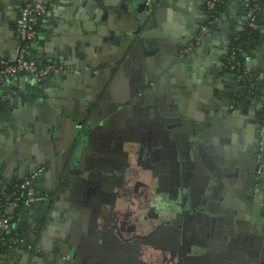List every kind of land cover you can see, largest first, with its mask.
I'll list each match as a JSON object with an SVG mask.
<instances>
[{
  "label": "water",
  "instance_id": "water-1",
  "mask_svg": "<svg viewBox=\"0 0 264 264\" xmlns=\"http://www.w3.org/2000/svg\"><path fill=\"white\" fill-rule=\"evenodd\" d=\"M159 1L131 0L129 3L124 2L123 7L127 9V17L131 22L138 18L142 25V19H149L148 16L156 9ZM166 1L163 0L159 8L155 10L151 21L157 18L162 6H166ZM4 2L5 0H0V7ZM139 7H143L145 12L137 16ZM183 7L182 1L173 5L176 15H173L171 19H177V15L183 12ZM201 25L202 23L195 27L196 29L191 27L189 32H193L194 36L189 35L183 39H180L172 30H167L166 34L146 43L145 37L139 35L140 29L136 26L135 30H130L125 34L117 33L112 37L92 38L88 44L93 49L92 51L100 49V52L96 53L99 74H95V70L91 68L84 73L78 70L79 82L82 84H79L74 91L64 90L60 94L62 100H59V106L61 108L56 112L58 117L55 119L49 118L44 122V118H39L37 120H41L40 123L37 121L34 126L23 125L20 132L16 127L7 128L9 134L14 131L22 134L24 130L33 142L39 143L41 153L36 160L32 159V162H34L35 169L45 165L53 170V184L49 187V191L51 196L55 197V201L63 199L64 204L61 205L60 211L63 210L67 224L78 225V228L84 230L87 235L92 236L93 232V237H100L103 247L97 253L86 251L87 249L83 252L77 245L70 244L67 240L59 243L50 255L37 253L38 260L49 264H113L118 254V248L114 242L117 244L119 242L121 246L126 245L124 242L127 240L123 234L119 230H113L109 225L99 229L98 220H95L91 232L88 227L90 219H100L108 210L109 204L103 200V196L112 194L113 190L109 188V185L102 186V183L112 177L113 171L110 163L117 158L116 151L120 154L124 153V143L120 139V133L123 131L116 128L112 131L114 127L112 121L115 117L125 113L129 117L127 119L129 124L126 127L130 132L145 137L143 144L149 146V151L153 152L151 156L157 159L156 156L161 151L162 174L165 175V181L169 183L171 178L175 184L173 192L177 197L173 205L180 207L181 210L185 208L184 201L190 193L188 180L194 179L197 187H201L202 190L197 194L198 204L187 209V217L194 221L195 226L208 228L212 241L220 242L221 240L216 236L219 231H222L226 236L222 242L230 251L235 252L239 248L244 260L264 264V247L260 248L255 245V241H252V245L249 244V235L256 234L257 218L262 220L260 212L264 209L263 193L256 194L254 186L260 189L264 181L260 176H264L262 173L259 175L249 173L248 178H244L246 168L250 169V161L257 163L256 169L264 165V153L263 158H259V145L251 147L250 155L243 158L232 131L235 126L234 121H222L216 118L217 113V116L211 113L209 115L212 117L201 119L192 117L186 112L184 106L187 98L190 97V92H187L191 89L189 83L195 82L197 74H185L181 70L177 85H171L159 95L155 92L156 98L153 103L147 104L146 101L148 95H145L144 89L147 86L149 90L154 89L152 84L157 74L153 63L155 60L162 68L171 66L173 67L171 69L179 70V65L182 64L188 70L192 68L190 63L204 42L190 51L186 57L180 58V54L195 40ZM147 44L154 50L151 54H145L148 60L142 63L147 73L141 75L139 83L134 87L131 100L119 102L110 107L111 84L114 78L131 68L130 57L138 54L137 49H147ZM111 51L121 52V54L112 58ZM173 55H178L175 61L170 59ZM127 56H129L128 59ZM56 76L60 77V75ZM200 90L198 88V93L202 95ZM70 113L77 116V120L70 117ZM235 117L234 115L233 118ZM146 124L148 126L145 128ZM67 128H70V132L67 133L68 137L65 141H61L60 133L61 131L66 132ZM0 131L3 132V130ZM5 135L1 134L2 137ZM91 136L94 138L93 143H90ZM242 158L245 162H242ZM210 165L214 167L210 168ZM241 178H244L249 185L237 191L235 188L240 185ZM250 180H253V186ZM222 189L226 190V193L218 204L223 210L214 212L212 211V207L215 206L212 202L213 194ZM57 201L56 204L52 203V200L49 202L46 214L53 204L58 207ZM49 218L50 222H53L56 216L53 213L52 218ZM237 238L240 239L239 242ZM106 244L111 247L108 248ZM252 249L258 254L253 255ZM197 259H200L199 256Z\"/></svg>",
  "mask_w": 264,
  "mask_h": 264
},
{
  "label": "crops",
  "instance_id": "crops-1",
  "mask_svg": "<svg viewBox=\"0 0 264 264\" xmlns=\"http://www.w3.org/2000/svg\"><path fill=\"white\" fill-rule=\"evenodd\" d=\"M46 1L48 14L42 21L41 36L33 50L35 58L41 63L55 61L75 70H80L81 73L91 68L95 70L97 75L99 74V63L96 53H99L100 49L92 51L93 49L88 45L92 38L112 37L117 33L125 34L130 30H135L136 26L140 29L139 35L145 37L144 41L146 43L166 34L167 30H172L180 39H183L189 35L194 36L193 32H189L191 27L193 29L200 23H202L201 27L206 24L214 8L210 6L212 0H167L166 6H162L157 18L155 17L151 21L155 10L159 8L163 1L160 0L156 5V9L148 16L149 19H142L141 25L140 19L135 18L134 22L133 20L131 22L130 18L127 17V9L123 6L124 2L129 3L131 0ZM180 1L184 5L183 12L179 13L180 17L177 15V19H171L173 15H176L173 5ZM24 2L25 0H5L2 7H0V61H12L17 55L20 45L17 27L20 10ZM245 3L246 0H228L224 12L216 20V25L210 29L201 41L204 44L198 48V53L194 55L190 63L192 67L190 70L183 64L179 65L180 71L177 68L171 69L173 68L171 66L162 68L155 60L153 63L157 74L152 84L154 89L149 90V86H147L144 89L146 92L143 90L145 95H148L147 104H151L156 98L155 92L159 95L170 88L171 85L178 84L181 70L185 74H197L195 82L191 81L189 83L191 89L187 90V92H190V97L187 98V103L184 106L186 112L192 117L201 119L212 117L209 115L212 113L216 116L218 114L216 118L222 119V121H234L235 126L232 131L235 134V140L239 145V152L243 158L250 155L249 149L251 147L259 145V130L264 113V7L259 14L257 29L253 30L255 33L250 37L249 58L245 63L248 74L253 76L255 81L252 93L246 91L243 82L239 78V72L229 66L231 44L236 38L251 29ZM144 12V8L139 7L137 16ZM147 46V49H137L138 54H133L130 57L131 68L121 72L119 76L114 78L111 84L110 107L116 103L131 100L135 90L134 87L139 83L141 75L147 73L145 67L142 66V63L148 60L145 54H151L154 51L149 44ZM172 50L175 51V49ZM78 54L80 56H77ZM111 54L112 58H115L121 52L111 51ZM177 56L173 55L170 58L171 61H175ZM150 58L153 59V57ZM180 58H182L181 54ZM174 72L176 74H172ZM70 74L74 75L66 77L63 75H60V77L53 76L41 84L27 76L7 79L2 84L0 99L4 103V109L0 112V130H3V132L0 131V191L8 190L36 170L32 159L36 160L39 157L41 153L40 145L33 142L26 131L22 130V134L19 133L21 126L27 124L34 126L37 121L41 122V120H37L39 118H44L45 122L49 118L55 119L58 117L56 112L61 108L59 106L60 94L64 90L74 91L79 84H82V82H79L78 74L73 72ZM198 88L201 89L202 95H199ZM234 115L235 118H233ZM70 117H73L74 120L78 118L72 114ZM128 118L125 113L122 116L115 117L112 121L114 123L112 131L116 128L123 131L120 134L127 136L129 133L128 127H126L129 124L127 122ZM96 123H98V120H96ZM11 126L12 128L16 127L19 132L14 131V133L9 134L7 128ZM69 132L70 128H67L66 132L61 131L59 139L65 141ZM2 133L6 135L2 137ZM93 139V136H91L90 143H93ZM127 143L129 142H126L125 150L129 146ZM243 158L242 162H245ZM256 165L255 161L249 162L250 169L246 168L244 178L247 179L249 173L259 175L260 168H262L261 172L264 176V165L258 167V169H256ZM42 167L45 168V171L35 184V192L39 195H49L51 193L49 187L53 184V170L45 165L38 168ZM209 167L213 168L214 165ZM244 178H241L240 185L235 188L237 191L248 187L249 184L244 181ZM260 178L264 179L261 176ZM157 179H159L158 176ZM188 181L190 189L189 204L192 201L191 192L197 188V185L194 179L190 178ZM250 183L253 186V180H250ZM254 188L256 194L263 193L264 196V181L260 189L257 186H254ZM225 193L226 190L222 189L213 194L212 202L215 206L212 207V211L223 210L218 203L224 198ZM56 201L55 197H52V203L56 204ZM48 204L26 210L23 219L14 226L15 234L34 244L36 251L30 252L23 246L17 247L8 253L0 254V264H49L40 259L38 260L36 254L50 255L59 243L67 240L70 241V244L77 245L83 252L87 249L86 251L90 250L89 252L97 253L98 250L103 248L100 237H93V232L92 236L87 235L84 230L78 228V225L70 226L67 224L63 210L60 211L61 205L64 204L63 199L57 201L58 207L53 204L46 214ZM104 207L107 206L104 205ZM123 208L124 205L121 206V209ZM107 209L102 218L90 219L88 224L90 232L95 220H98L99 229L110 223L109 211L111 207L108 206ZM53 213L56 219L50 222L49 217L52 218ZM260 213L262 220L257 218L256 236L249 235V238L261 248L264 247V209H261ZM114 244L117 245L115 242ZM107 245L108 248L111 247L109 244ZM252 254L256 255L258 252L252 249ZM66 260L68 259L66 258Z\"/></svg>",
  "mask_w": 264,
  "mask_h": 264
},
{
  "label": "flooded vegetation",
  "instance_id": "flooded-vegetation-1",
  "mask_svg": "<svg viewBox=\"0 0 264 264\" xmlns=\"http://www.w3.org/2000/svg\"><path fill=\"white\" fill-rule=\"evenodd\" d=\"M120 139L124 153L116 151L117 158L110 163L112 177L102 183L113 190L103 196L111 207L108 225L127 240L125 246L116 243L118 254L113 264H257L244 260L239 248L230 251L222 242L226 237L222 231L216 236L221 241L214 242L208 228L195 226L187 217V209L199 202L201 187L193 189L189 204V198L185 199L184 209L174 206L175 184L171 178L169 183L165 181L162 174L161 151L155 159L149 146L143 144L145 137L135 132L121 134ZM126 142L129 146L125 150ZM49 198L48 203L51 193ZM249 241L252 245L253 240Z\"/></svg>",
  "mask_w": 264,
  "mask_h": 264
},
{
  "label": "built area",
  "instance_id": "built-area-1",
  "mask_svg": "<svg viewBox=\"0 0 264 264\" xmlns=\"http://www.w3.org/2000/svg\"><path fill=\"white\" fill-rule=\"evenodd\" d=\"M218 0H212L210 6L214 7ZM264 0H246L245 7L248 16L249 27L257 29L259 14L264 6L260 2ZM48 14V4L46 0H25L21 10L17 27L20 45L14 60L0 61V86L7 79H17L27 76L37 83H43L56 75L78 74L79 71L60 63L48 62L41 63L33 57V50L41 36V25L43 19ZM216 21L204 24L197 33L195 40L181 52L182 57H186L190 51L195 49L206 37L215 25ZM236 41L239 38L235 39ZM248 50L241 45L231 44L229 66L233 70H238L239 78L247 87V92L252 93L255 87L253 76L246 70L248 60ZM259 158H263L264 153V113L260 125ZM262 168L259 169L261 174ZM45 168L34 170L28 177L21 182L14 184L10 189L0 191V250H13L17 247H25L26 250L36 251V246L26 238L14 232V226L24 217L26 210L36 206L47 204L50 200L49 195H39L35 192V184L44 173Z\"/></svg>",
  "mask_w": 264,
  "mask_h": 264
},
{
  "label": "trees",
  "instance_id": "trees-1",
  "mask_svg": "<svg viewBox=\"0 0 264 264\" xmlns=\"http://www.w3.org/2000/svg\"><path fill=\"white\" fill-rule=\"evenodd\" d=\"M227 2H228V0H218L216 2L213 10L211 11L210 18H209L208 22H210V21H216L220 17V15L224 12V8L226 7ZM260 5L261 6H264V1H261L260 2ZM208 22L206 24H208ZM215 25H216V23H215ZM215 25H211V28H213ZM254 33H255V31H253V29H250L246 33L242 34L239 37V40H237V41L234 40L232 44H234V45H237V44L238 45H241L242 48H244L246 50H249V46H250L249 40H250V37L252 36V34H254ZM32 55H33V53H32ZM33 57L35 58L34 55H33ZM235 71L237 72L238 70L236 69ZM1 86H0V88H1ZM245 88L247 89V87H245ZM3 109H4V103L0 99V112L3 111ZM10 251L11 250H8V249H2V250H0V254H5V253H8Z\"/></svg>",
  "mask_w": 264,
  "mask_h": 264
}]
</instances>
